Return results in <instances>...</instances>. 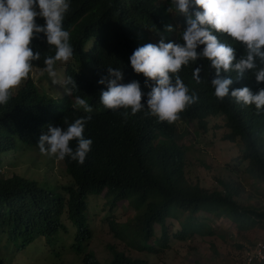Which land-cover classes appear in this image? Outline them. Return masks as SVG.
<instances>
[{
	"label": "clouds",
	"instance_id": "9594fccd",
	"mask_svg": "<svg viewBox=\"0 0 264 264\" xmlns=\"http://www.w3.org/2000/svg\"><path fill=\"white\" fill-rule=\"evenodd\" d=\"M99 1L0 0V111L6 110L18 96L27 108H37L36 102L41 101L47 104L44 108L70 101L72 110H81V116H74L71 122V117H64L62 113L63 120L58 125L55 122L44 125L35 148L16 142L15 147L4 154V160L11 152L25 147L50 156L47 164L55 167L65 169L62 160L66 157L83 164L95 144L88 127L91 116L112 110L122 114L127 125L135 122L132 130L140 120H154L156 125H148L152 143L159 146L160 151L169 144L183 149L186 177L187 148L180 145L183 137L177 134L178 124L184 121L177 119L198 96L190 92L179 73L183 66L205 59L210 69L208 83L213 96L218 100L224 98L240 118H244L245 113L264 116V0H131L127 4L106 0L118 9L134 13L138 22L135 29L141 34L129 46L116 37L95 31L84 35L82 31L88 25L106 29L104 24L108 17H92L87 25H83L80 17V12L87 14V9ZM40 42H45L48 49ZM74 68L85 71L91 68L100 73L90 92L98 108L83 96L74 98L73 87L77 86L68 75ZM36 71L43 73L40 82L34 80ZM134 72L143 74L145 81L141 83L132 77ZM200 73L197 64L192 70L197 82H200ZM61 111L63 109L57 113ZM210 117L223 118L228 130L224 138L238 145L242 153L253 151L259 143L264 147V128L255 125L250 118L241 123L246 130L235 134L224 114L207 118ZM168 134L174 137L175 143ZM63 216L67 218L64 213L61 223ZM67 229L66 226L58 229L53 236L35 234L20 248L3 239L0 262L17 264L13 260L19 256L22 264L32 260L49 264L29 255L30 249L34 245H45L56 259L54 237ZM78 232L71 249L78 264L80 260V264H85L87 256L96 258L87 249L93 230L92 236L84 242H77ZM67 252L61 250L60 257L64 258Z\"/></svg>",
	"mask_w": 264,
	"mask_h": 264
},
{
	"label": "trees",
	"instance_id": "16d2710c",
	"mask_svg": "<svg viewBox=\"0 0 264 264\" xmlns=\"http://www.w3.org/2000/svg\"><path fill=\"white\" fill-rule=\"evenodd\" d=\"M114 3L127 4L131 0H113ZM82 6V5H81ZM88 14V15H87ZM87 14L80 12L83 25H87L92 17L106 18L108 22L101 26L88 25L84 27V35L99 33L110 35L132 45L141 34L135 26L138 25L134 13L127 9H118L106 0H100L87 9ZM95 31V32H94ZM41 43V42H40ZM42 46L48 49L45 42ZM197 64L201 68V79L197 82L192 77V70ZM197 64L183 66L180 76L190 92H195L198 99L187 106L178 115L177 120L191 124L197 120L199 127L206 129V118L225 115L227 125L235 134H241L246 127V118L255 125L264 128V116L244 114V118L235 115L230 104L223 98L218 100L212 95L208 63L205 60ZM73 77L76 87L75 96H83L88 103L98 108L94 95L90 94L100 75L88 68H74L68 72ZM132 77L144 82L143 74L133 73ZM264 86V85H262ZM18 96L10 106L0 111V170L4 154L15 147V143L35 148L39 135L44 132L43 126L55 122L58 125L64 117L81 116V110H72V102L47 106L45 102H36L37 108H27ZM60 109L63 111L57 113ZM257 118V120H256ZM229 120V124H228ZM127 125L124 117L117 111L108 110L105 113H94L88 127L94 137L95 144L86 156L83 164H78L67 157L62 160L65 173L70 182L54 189L48 188L35 180L15 175L10 178L0 177V240L20 248L29 242L35 234L46 233L53 236L58 229H65L61 217L65 213L68 220L79 230L77 242H84L92 236L89 230V208L92 198L105 199L112 208L117 202L127 201L135 211V220L126 224L110 222V231L118 240L125 241L138 251L157 252L162 248L150 246L148 241L154 236V227L159 225L163 235H169L166 220H180L181 230L177 238L185 241L198 233L213 235L215 232L202 221L201 212L216 218H227L234 223L240 232L264 223V209L247 208L238 203L241 193V183L230 182L224 185V190H207L199 183H189L183 173V149L174 144L160 147L154 146L148 125H156L154 120H140ZM167 131V128L164 127ZM171 142L174 137L168 134ZM75 143H73L74 145ZM242 162L248 161V166L242 174L245 181L255 183L252 187L264 186V147L262 143L253 151L242 153ZM63 189V195L59 189ZM204 219V218H203ZM207 220V219H204ZM207 235V236H209ZM112 259L107 264H147L142 259H132L125 253L109 245ZM85 264H102L93 255L85 258ZM0 264H2L0 262Z\"/></svg>",
	"mask_w": 264,
	"mask_h": 264
},
{
	"label": "rangeland",
	"instance_id": "374dc122",
	"mask_svg": "<svg viewBox=\"0 0 264 264\" xmlns=\"http://www.w3.org/2000/svg\"><path fill=\"white\" fill-rule=\"evenodd\" d=\"M42 76L43 73L36 71L33 77L40 82ZM206 122V130L199 127L197 120L191 124L180 122L177 127V134L183 137L179 143L187 148L185 160L187 161L185 168L187 181L193 184L199 183L201 187L210 191L223 190L224 184L221 183L224 182L225 184L241 183L242 189L237 197L238 203L247 208L264 209V186L252 187L255 183L242 179L248 163H240L242 152L239 151V146L224 138L228 130L223 118L210 117L206 119ZM49 157L36 150L21 147L5 158L0 177L10 178L18 175L43 183L51 189H54L56 185L61 187L70 182L65 169L57 165L58 169H56L55 165L47 164ZM59 191L65 195L63 189L60 188ZM90 201L89 224L93 230V237L87 242V249L91 250L102 264H107L112 259L110 244L133 259L146 260L147 264H243L244 249L264 237L262 221L255 224L253 228L240 232L229 219L216 218L201 212L199 214L201 220L211 226L215 232L213 235L206 233L209 229H205L206 235L196 233L182 241L177 238V232H180L182 228L180 220L168 218L166 228L169 235L165 238L160 226L155 225L154 236L148 241L150 246L162 248L157 255H154V253L133 249L128 240H118L110 231L111 220L119 225L135 220V211L127 201L117 202L113 208L107 205L103 197L92 198ZM63 223L68 231H62L53 240L56 259L45 245L40 247L34 245L29 255L39 257V262L44 259L49 264H78L71 249V245L75 243L77 230L66 216H63ZM4 242L5 240H0V246ZM61 250L68 251L64 258L60 257ZM0 251H2L1 248ZM13 263L22 264L20 257L17 256ZM24 264H37V262L32 260Z\"/></svg>",
	"mask_w": 264,
	"mask_h": 264
},
{
	"label": "built area",
	"instance_id": "2783aa9c",
	"mask_svg": "<svg viewBox=\"0 0 264 264\" xmlns=\"http://www.w3.org/2000/svg\"><path fill=\"white\" fill-rule=\"evenodd\" d=\"M244 250L243 264H264V237Z\"/></svg>",
	"mask_w": 264,
	"mask_h": 264
}]
</instances>
